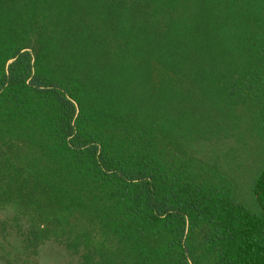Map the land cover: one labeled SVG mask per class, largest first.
Segmentation results:
<instances>
[{
    "label": "trees",
    "instance_id": "16d2710c",
    "mask_svg": "<svg viewBox=\"0 0 264 264\" xmlns=\"http://www.w3.org/2000/svg\"><path fill=\"white\" fill-rule=\"evenodd\" d=\"M239 104L264 142V0H0V235L24 220V249L80 264H264V164L250 208L182 155Z\"/></svg>",
    "mask_w": 264,
    "mask_h": 264
},
{
    "label": "rangeland",
    "instance_id": "374dc122",
    "mask_svg": "<svg viewBox=\"0 0 264 264\" xmlns=\"http://www.w3.org/2000/svg\"><path fill=\"white\" fill-rule=\"evenodd\" d=\"M153 81L168 78L163 68L153 64ZM254 111V110H253ZM245 105L239 104L228 117L214 120L227 137L218 141L195 139L185 144L184 158L191 160L195 174L218 185L232 188L235 200L254 208L251 187L264 164V142L261 139V117L251 114ZM13 204H0V221L12 223ZM7 227L0 235V264H80V254H70L64 246L53 241L39 245L32 253L23 248L22 232L26 226ZM20 231V234H18ZM7 233V234H6Z\"/></svg>",
    "mask_w": 264,
    "mask_h": 264
}]
</instances>
